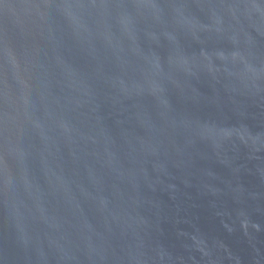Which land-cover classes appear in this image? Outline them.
<instances>
[{
	"label": "water",
	"instance_id": "95a60500",
	"mask_svg": "<svg viewBox=\"0 0 264 264\" xmlns=\"http://www.w3.org/2000/svg\"><path fill=\"white\" fill-rule=\"evenodd\" d=\"M0 264H264V0H0Z\"/></svg>",
	"mask_w": 264,
	"mask_h": 264
}]
</instances>
